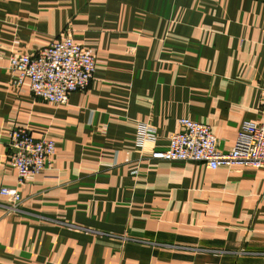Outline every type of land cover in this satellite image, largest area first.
<instances>
[{
  "label": "crops",
  "instance_id": "0c3cea01",
  "mask_svg": "<svg viewBox=\"0 0 264 264\" xmlns=\"http://www.w3.org/2000/svg\"><path fill=\"white\" fill-rule=\"evenodd\" d=\"M63 37L96 73L53 105L9 64ZM183 118L224 152L264 123V0H0V264H264V168L150 158ZM14 128L56 142L21 186Z\"/></svg>",
  "mask_w": 264,
  "mask_h": 264
},
{
  "label": "built area",
  "instance_id": "2783aa9c",
  "mask_svg": "<svg viewBox=\"0 0 264 264\" xmlns=\"http://www.w3.org/2000/svg\"><path fill=\"white\" fill-rule=\"evenodd\" d=\"M9 70L16 86L30 83L35 99L53 105H65L71 94L85 92L96 73V60L71 37H63L34 55L10 58ZM180 130L169 138L167 150H153L150 158L159 161H180L204 164L215 170L219 166L264 168V123L245 122L235 145L220 151L212 129L188 118L180 119ZM143 125L139 144H154L155 131ZM9 161L16 169L18 185L28 177L42 174L56 153V142L49 137L35 139L27 129L14 128L9 134ZM14 209L22 203L19 187H0Z\"/></svg>",
  "mask_w": 264,
  "mask_h": 264
}]
</instances>
